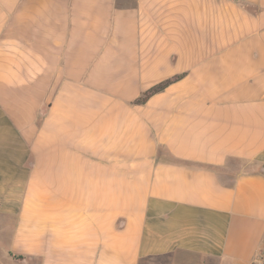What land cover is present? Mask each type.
Masks as SVG:
<instances>
[{
  "label": "crops",
  "instance_id": "0c3cea01",
  "mask_svg": "<svg viewBox=\"0 0 264 264\" xmlns=\"http://www.w3.org/2000/svg\"><path fill=\"white\" fill-rule=\"evenodd\" d=\"M160 257L264 264V0H0V264Z\"/></svg>",
  "mask_w": 264,
  "mask_h": 264
},
{
  "label": "trees",
  "instance_id": "16d2710c",
  "mask_svg": "<svg viewBox=\"0 0 264 264\" xmlns=\"http://www.w3.org/2000/svg\"><path fill=\"white\" fill-rule=\"evenodd\" d=\"M183 74H178L173 76L172 78H168L165 79L163 81H160L158 83H156L155 85L151 86L150 88H148L147 90H145L140 96H138L135 101L138 103H142L144 101H146V99L152 95L155 92H158L162 89H164L169 83H171L172 81L182 77Z\"/></svg>",
  "mask_w": 264,
  "mask_h": 264
},
{
  "label": "rangeland",
  "instance_id": "374dc122",
  "mask_svg": "<svg viewBox=\"0 0 264 264\" xmlns=\"http://www.w3.org/2000/svg\"><path fill=\"white\" fill-rule=\"evenodd\" d=\"M167 262L165 257L154 258L149 261L150 264H164Z\"/></svg>",
  "mask_w": 264,
  "mask_h": 264
}]
</instances>
